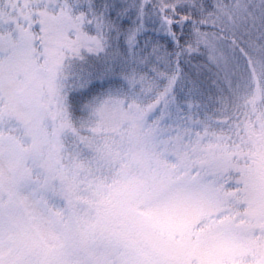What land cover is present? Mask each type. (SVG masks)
I'll return each mask as SVG.
<instances>
[{"label": "snow or ice", "instance_id": "obj_1", "mask_svg": "<svg viewBox=\"0 0 264 264\" xmlns=\"http://www.w3.org/2000/svg\"><path fill=\"white\" fill-rule=\"evenodd\" d=\"M0 264H264V0H0Z\"/></svg>", "mask_w": 264, "mask_h": 264}, {"label": "rangeland", "instance_id": "obj_2", "mask_svg": "<svg viewBox=\"0 0 264 264\" xmlns=\"http://www.w3.org/2000/svg\"><path fill=\"white\" fill-rule=\"evenodd\" d=\"M3 136L8 137V136H15L16 133L15 132H9V131H4ZM86 135V134H85ZM64 161L63 164L65 167H71V163L68 160V153L65 152L64 154ZM115 171H107L105 172V176L108 179H112L115 176ZM83 179V178H82ZM72 196H73V200L77 203H79L80 205H82L85 209H87L88 207H90L92 205L93 202V195L91 193V191L88 190L87 188V182L84 181L81 184L78 185L77 188L73 189L72 191ZM59 202V201H57ZM84 214L82 213V216Z\"/></svg>", "mask_w": 264, "mask_h": 264}]
</instances>
